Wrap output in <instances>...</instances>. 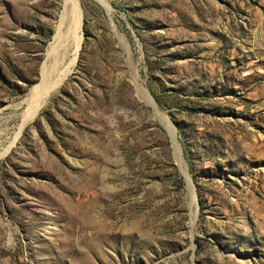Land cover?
<instances>
[{
    "label": "rangeland",
    "instance_id": "obj_1",
    "mask_svg": "<svg viewBox=\"0 0 264 264\" xmlns=\"http://www.w3.org/2000/svg\"><path fill=\"white\" fill-rule=\"evenodd\" d=\"M0 264H264V0H0Z\"/></svg>",
    "mask_w": 264,
    "mask_h": 264
},
{
    "label": "bare ground",
    "instance_id": "obj_2",
    "mask_svg": "<svg viewBox=\"0 0 264 264\" xmlns=\"http://www.w3.org/2000/svg\"><path fill=\"white\" fill-rule=\"evenodd\" d=\"M72 8V7H71ZM79 27H80V16L76 13V11H75V9H71V17L69 18V23H68V26L65 28V30H64V32H59V37H57L55 40H58L59 38L64 42V41H70V44L72 43V39L74 38V36H76L77 34H78V31H79ZM61 28V27H60ZM58 42H59V40H58ZM63 42H61V43H63ZM60 42H59V44H61ZM57 46V45H56ZM62 46V45H61ZM60 46V47H61ZM67 47V46H66ZM57 48H58V46H57ZM62 49H65V47L64 46H62ZM67 50V49H66ZM66 50H64V51H66ZM58 55V54H57ZM50 56V55H49ZM53 57V56H52ZM49 58V57H48ZM58 58H60L59 56H58ZM52 59V58H51ZM54 60V59H53ZM58 62V61H57ZM60 62H61V60H60ZM59 64V63H58ZM49 65V64H48ZM51 65V64H50ZM53 65V64H52ZM55 66H57L56 64H55ZM44 67V66H43ZM56 68H58V67H56ZM43 69V68H42ZM48 69V68H47ZM51 70H53V69H51ZM56 71V70H55ZM42 72V71H41ZM47 72V71H46ZM45 72V73H46ZM51 71L49 70V72H47V73H50ZM55 73V72H54ZM65 73V71L64 72H62V73H59V75L57 76V77H55V79L53 80V82H56V84L57 83H59V76H61V75H63ZM43 74V73H42ZM53 74V73H52ZM57 74V73H56ZM50 75H51V73H50ZM46 76V78H47V75H45ZM56 76V75H55ZM43 78V77H42ZM135 78V77H134ZM47 86V84H44L43 83V87H42V89H44L45 87ZM134 87H135V91H136V93H137V95H138V97L145 103V105H147V106H149V107H151L152 109H153V111H154V113L156 114V116H158L159 117V119H161V121H162V123L164 124V126L166 127V129L169 131L170 130V126H169V123L166 121V118H165V116H164V114L161 112V111H159L158 110V108L153 104V102H152V100L150 99V97L148 96V94H147V91L144 89V87H142L140 84H138L137 82H136V79L134 80ZM32 94H34L33 92H32ZM35 97V96H34ZM33 97V98H34ZM38 97L39 96H36V100L35 101H33V104H32V106L33 107H29V109H28V112H27V114L25 115V118L22 120V126H23V124L26 122V120H28L29 118H31L32 117V115H33V111H34V109H35V106H36V101L38 100ZM35 99V98H34ZM33 99V100H34ZM32 102V101H31ZM42 106V105H41ZM21 126V127H22ZM172 133V132H171ZM172 136V135H171ZM16 139V138H15ZM14 140V139H13ZM6 151V150H5ZM193 217V216H192ZM193 219V218H192Z\"/></svg>",
    "mask_w": 264,
    "mask_h": 264
}]
</instances>
